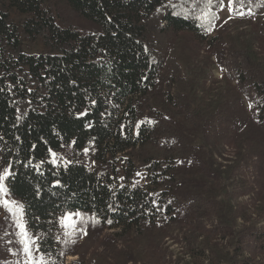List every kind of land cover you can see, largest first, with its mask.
Wrapping results in <instances>:
<instances>
[{
  "label": "trees",
  "instance_id": "16d2710c",
  "mask_svg": "<svg viewBox=\"0 0 264 264\" xmlns=\"http://www.w3.org/2000/svg\"><path fill=\"white\" fill-rule=\"evenodd\" d=\"M64 1L100 33L82 35L59 27L44 0H0V172L12 169L5 182L8 193L25 205L28 230L41 238L48 264H63L57 236L66 211H81L100 230L120 232L152 226L168 215L163 203L173 178H166L153 158L144 167L153 173L149 182L136 183L132 155L159 143L168 150L164 159L171 161L170 147L184 150L187 144L172 133L156 142L161 133L153 119H146L151 115L142 114V103L160 83L169 86L179 78L169 39L189 34L207 40L221 9V0L210 5L206 0ZM233 4L251 13L264 8V0ZM11 12L20 18L17 24ZM20 32L38 40L44 52H22ZM233 78L236 99L243 100L250 118L217 116L210 137L215 144L225 141L223 148L240 155L254 172L246 193L253 212L246 215L245 205L237 204L229 213L239 228L234 256L238 264H264V228L256 227L264 222V186L255 182L263 165L258 149L262 144L254 140L264 141V69L243 68ZM233 123L244 132L232 131L230 136ZM237 135L242 140L236 147ZM67 147L88 149L93 165L59 159L56 165L50 163L49 149L58 154ZM187 207L188 220L193 217L198 225L204 205L191 198ZM6 248L0 233L1 255L7 254Z\"/></svg>",
  "mask_w": 264,
  "mask_h": 264
},
{
  "label": "rangeland",
  "instance_id": "374dc122",
  "mask_svg": "<svg viewBox=\"0 0 264 264\" xmlns=\"http://www.w3.org/2000/svg\"><path fill=\"white\" fill-rule=\"evenodd\" d=\"M233 1L229 7V0H221V9L207 40L201 42L189 34H177L169 39L168 51L174 52L179 78L169 86L160 83L142 103V114L151 115L146 119H153L157 133H161L156 142L172 133L178 138L183 136L187 144L184 150L170 147L171 161L164 159L168 150L159 147V143L149 144L132 155L136 183L149 182L153 173L144 167L150 166L153 158L160 162L165 177L173 178V188L166 189L163 203L168 215L152 226L125 232L100 230L85 217L87 223L78 224L71 236L65 235L71 229L59 223L57 239L63 264H238L234 256L235 232L239 228L230 219L229 211L237 204H244L246 215L253 212L254 206L246 193L254 172L240 155L223 148L225 141L215 144L210 135L215 131L217 116L250 118L243 100L236 99L233 76L237 70L256 65L264 69V8L251 13L236 9ZM44 5L61 28H71L82 35L100 33L95 24L74 13L64 0H44ZM10 19L16 24L20 20L14 12L10 13ZM20 39L22 52H44L38 40H28L21 32ZM236 126L233 123L229 129L230 136L232 131L238 135L244 132L245 129L236 130ZM238 135L233 141L236 147L242 140ZM254 140L262 144L258 149L263 161L255 182L262 181L264 186V141ZM57 156L63 162L93 165L89 150L85 154L84 150L67 147ZM191 198L199 199L205 207L198 225L193 217L188 220L191 211L187 203ZM3 199L14 200L9 193ZM13 220L0 205V233L7 243V254H0V264H24ZM81 227L86 235L79 231ZM256 227L263 229L264 222Z\"/></svg>",
  "mask_w": 264,
  "mask_h": 264
},
{
  "label": "snow or ice",
  "instance_id": "6c2138e0",
  "mask_svg": "<svg viewBox=\"0 0 264 264\" xmlns=\"http://www.w3.org/2000/svg\"><path fill=\"white\" fill-rule=\"evenodd\" d=\"M206 4H211V0H206ZM229 7L232 6V0H229ZM95 104V101L92 102ZM87 113H81L80 115H86ZM88 149L84 152L87 154ZM49 155L51 156V161L53 165L57 164L59 157L57 153L49 149ZM43 163V162H41ZM66 163H71V161H66ZM39 165L36 166V170L39 169ZM137 175H140L137 173ZM12 169L6 167L0 172V205L6 209L7 213L10 214L14 220L15 227L18 229L19 233V244L22 246V253L24 264H48L47 254L43 251L42 245L39 243L40 237H36L33 233L28 230V223L26 221V207L23 203H18L16 200L3 199V197L9 192V188L6 186V181L11 179ZM55 186H60V181L55 182ZM95 220V217H92ZM60 225L65 229H71L70 232H66V236H71L77 231V225H84L87 223L84 214L78 210L66 211L59 220ZM111 223V221H109ZM79 231L83 234H87L86 231L81 227Z\"/></svg>",
  "mask_w": 264,
  "mask_h": 264
}]
</instances>
